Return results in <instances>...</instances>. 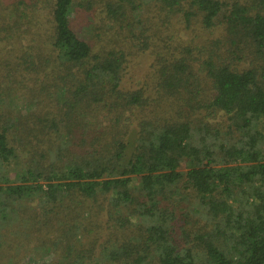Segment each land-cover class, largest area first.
Wrapping results in <instances>:
<instances>
[{
  "label": "trees",
  "instance_id": "1",
  "mask_svg": "<svg viewBox=\"0 0 264 264\" xmlns=\"http://www.w3.org/2000/svg\"><path fill=\"white\" fill-rule=\"evenodd\" d=\"M78 1L52 0L42 22L39 0H0L6 76L9 51L29 36L36 44L42 30L57 63L25 116L3 107L9 86H0V264L43 247L52 264H264V0L129 1L132 14H158L153 36L130 52H96L81 39L71 22ZM118 3L104 4L112 30L129 17ZM225 47L249 52L250 67L227 63ZM133 52L154 57V97L126 88ZM201 56L208 90L195 92ZM30 62L26 73L37 74ZM11 83L18 95L21 83ZM182 188L194 214L168 208ZM20 238L26 248L15 250Z\"/></svg>",
  "mask_w": 264,
  "mask_h": 264
},
{
  "label": "rangeland",
  "instance_id": "2",
  "mask_svg": "<svg viewBox=\"0 0 264 264\" xmlns=\"http://www.w3.org/2000/svg\"><path fill=\"white\" fill-rule=\"evenodd\" d=\"M51 1L52 0H39V6L36 8V13L37 17L42 20V22H47L49 19ZM110 1H117L118 3V0H79L75 4V7L73 9V15L71 19L72 27L76 34L81 39L88 42L96 52L109 50L112 48L118 49L120 46H122L129 52L132 50L135 51V46L136 44H138V38L145 39V36L146 38L147 36H153L152 27L150 26L151 20H157L158 14L155 12L151 13L154 8L150 9L149 7H144L132 14V6L129 4V1L135 2L136 6H139V1L123 0V2H119L118 4H122L123 6H126L128 9H130L128 20L122 24L123 29H119L118 27H116L112 30L109 28V19L107 18V12L104 7V4H108V2ZM157 22L158 21H156L155 23L156 27H161V24L158 25ZM141 26H143V30L140 32ZM131 28L134 33H131ZM217 33H219L220 36L223 33L221 30V26L218 27ZM41 34L42 38L40 41H36V44L30 45L31 41L29 36L28 41H23L21 44L16 46L15 50L9 51L10 53L7 54L6 57L8 59H5L6 61H8L6 64L12 66V71L9 75L6 76V68L5 64L3 65V61L0 62V86L1 89H4V93L5 89H7L9 86V88L7 89L9 92L8 99L6 101L7 106L3 105V107L6 109L8 106H10L11 111H13L12 113L15 117H18L19 115L25 116L28 114V112L36 110L37 105L33 104L34 101L31 99H27L29 94L36 90L42 92L41 86L44 82V79H53L54 72H56L57 63L55 61V54L51 52L50 39L47 36L45 30H42ZM133 34H135L136 38L133 37ZM191 37L192 35L190 36V38ZM220 40H223L224 42L223 38H220ZM195 41L198 46H201L202 40L200 37H196ZM222 49H224V51L221 54L223 55V57H227V63L236 66V68H238L239 70L247 69L250 67L252 63V55H250L249 52L244 51L242 55L241 53H237L236 56H234L232 55L236 52L234 48H229L228 50L225 47ZM132 54V57L129 58L127 76L125 77L124 82L127 86L126 88L135 89L138 87H146V89L149 91V97L156 96L157 92L155 91V84L157 81L154 75L155 69L153 68L154 57L151 56L150 52L146 54H137L136 52H133ZM238 55L246 57H243V59L242 57L240 59H236ZM5 56L6 55H4V58ZM198 58L199 61L193 64V70L194 73L198 74L196 76L200 81L196 83L195 80L192 79L193 81H191V85L196 92L197 84H200V88L205 92L206 90H208L206 86L207 80L205 79V75L199 72V66L207 60V56H201ZM30 61H34L37 69L40 70L39 72H37V74L33 73L32 75L31 73L29 74V72H27L28 74L26 73V70L33 69ZM11 82L21 83L20 90L17 91L18 95L10 94L11 87H14ZM158 92L160 96L163 95L162 91H160L159 89ZM42 95H45V97L47 98L51 97L49 92L43 93ZM42 101L43 100L40 99V102ZM218 119H220L221 121L222 116H218ZM103 124L107 123L104 122ZM136 124H134L133 128L137 127ZM200 125L201 124H193V126L195 127H198ZM215 125L222 126L224 124ZM133 132L135 133V131ZM130 143H134V137H131ZM133 145H130L131 147H129L128 149L129 155L132 153V147H134ZM25 161L26 160H24V162ZM19 163H21V161H19ZM187 169L188 168L186 166V163H183L181 165V171H187ZM10 175H13L11 178H14V172L12 170ZM174 200L175 203L173 201L170 202V206L168 208H171L175 211L177 210L180 215L194 214L195 202L192 193L182 188L179 200H177L176 197H174ZM194 219H196V217L192 218V220ZM181 220L182 221L180 222V224L183 223V219ZM111 228H113L112 224ZM9 231L13 230H10V228L4 229L2 231V234L5 235ZM25 245L26 243L22 242V238H20L19 240L15 239V242L13 244L15 250L18 249L19 246L20 248H26ZM23 251L24 252L18 257L16 264H52V261L54 260V255L49 254L47 256H44V254H48L44 247L43 250L40 249L36 252H34L33 249ZM12 253L13 254L11 255L13 259L15 256V251ZM8 257L9 255L7 256V258ZM7 258L5 264H8Z\"/></svg>",
  "mask_w": 264,
  "mask_h": 264
}]
</instances>
